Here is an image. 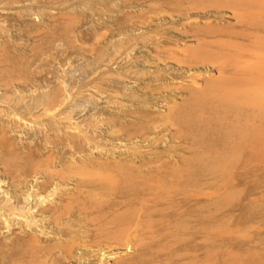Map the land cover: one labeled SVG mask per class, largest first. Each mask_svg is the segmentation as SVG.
Instances as JSON below:
<instances>
[{"label":"bare ground","instance_id":"6f19581e","mask_svg":"<svg viewBox=\"0 0 264 264\" xmlns=\"http://www.w3.org/2000/svg\"><path fill=\"white\" fill-rule=\"evenodd\" d=\"M24 1L0 0V9ZM157 1L159 26L152 24L151 5L141 11L142 21L133 17L128 26L142 27L137 34L154 55L140 58L149 67L162 63L161 73L145 82L151 68L126 70L124 76L143 81L128 93L104 88V82L119 83L118 76L97 80L90 88L117 107L99 110L83 124L65 108L72 96L62 76L51 88L44 69L48 80L39 83L51 89L34 95L35 79L43 75H34L35 82L28 71L39 50L30 51V59V45L24 50L0 43V264H172L180 256L170 251L172 240L188 239L184 254L195 247L207 253L198 235L222 243L221 214L208 218L205 212L197 220L193 206H223L227 196L237 195L239 144L251 143L245 157H264V0ZM65 3L37 0L35 12L27 7V14L9 17L17 24L23 16L37 22L47 16V28L68 29L74 18L62 23L58 14L44 12L61 11ZM2 16L5 35L12 26ZM33 21L13 26L21 36H36L41 26ZM152 29H162L156 44ZM59 64L57 72L64 67ZM158 103L163 110L154 109ZM21 128L40 135L33 145L9 136Z\"/></svg>","mask_w":264,"mask_h":264},{"label":"rangeland","instance_id":"374dc122","mask_svg":"<svg viewBox=\"0 0 264 264\" xmlns=\"http://www.w3.org/2000/svg\"><path fill=\"white\" fill-rule=\"evenodd\" d=\"M36 1L26 0V2L24 1V3H20L26 8L22 7L19 4L18 6L20 8L16 6L13 10H10L11 8L5 9V11H3L4 9H0V14L7 15V16H4L3 19H5V17L6 18L8 17L9 18V20L7 19L8 24H9L8 26L9 27L12 26L10 27L11 28L10 30L8 29L9 31L7 30L8 33L6 32L5 35L4 33L0 34V38H2L0 39L1 41L0 43L7 41V44L9 45L10 44H20L21 47L22 46L24 47V50H25L24 45H26V50L29 49L30 47V49L27 50L29 53L25 51L27 55L28 54L30 55L31 53H33L31 55H34L35 50L40 51V52L38 51V53L35 52L36 56L35 57L33 56L34 58L37 59V61L33 60L31 55L29 57L30 59H32L31 63H30L29 58H27V61H25L27 64L30 63L33 65V67H31V69L28 71L29 69L28 67H30L31 65L29 64L28 66L26 64V67L28 66L26 68L27 71L28 72L31 71V75L34 73L32 75L33 78L31 77V75H28V73H26L27 71H25L24 74H27V76L30 77L28 79L31 80L32 78V81L36 77H40L43 75L42 77L35 79L38 83H39L38 79H40V83H41L45 79L49 78L50 81H47V83L50 85L51 88L54 86V82L57 81L55 77L57 78V76H62L64 78L63 85L66 86V87L63 86V88H65L64 91L65 92L67 91L66 94L69 93V95L72 96L69 102L67 101L65 108L67 112L69 111L74 112L72 113V115L74 116V118L76 117L75 120L77 122L82 121L81 124H83L84 123L83 121L89 119L93 114H96V112L98 113L99 110L101 111H104L106 109L113 110L117 107V105L108 103L110 99L109 98L106 99V95L99 98L93 92L94 90L91 89L90 86L94 82H98L102 78H108V77L109 78L111 77V79H115L118 76V79L121 82V84L118 81V79H116L119 83L114 84V83L109 82L107 83L108 85L107 84L105 85V82H104V88L106 87L105 89H108V90L111 89V91L119 90L123 92V89L125 87V90L128 93L132 89L133 90L136 89V91L139 90L143 86L142 80H144L145 82L151 81L149 80V79H153V75L151 73L154 74V71L158 73V71L163 68L162 63H158V62H155L154 66L151 65L152 67L146 66L148 64H146L144 60H142L144 57L143 58H140V57L146 56L149 51L151 52L150 55L153 56L154 53L150 49L152 45L151 47L149 46V48L143 47L142 37L139 36L141 35L140 32L143 31V29H141L142 27L139 28V30L135 31V30H131L132 28L130 29V26H128V21L132 22V19L134 18L138 20V22H140L139 20L142 21L143 14L141 13L143 11L145 12V10L148 11L149 9L151 11L150 13L151 18L153 19L155 17L153 20L154 22H152V24L156 23L157 22L155 20L157 18L156 12L158 11L157 4H160L161 3L160 1H157V0H69L68 2V0H66L68 4L65 3L67 5V6L65 5L66 7L65 9L61 11L46 9L44 12L46 14L51 13L54 16L55 15L57 16L58 14L62 23L69 22V16H70V18L75 19L73 22L75 23L74 24L75 26H77L79 22L77 28H75V26L73 25H72L73 27L71 26H69V28L67 27L68 29H64V28L62 29L60 27H57L59 29H57L56 27H54L55 29L53 27L47 28L46 24L48 25V22H46L47 19L44 18L47 16H44V14H43L44 16L43 18L39 17L40 22H37L36 21L37 19L36 20L34 19L33 21L34 16L30 18V16L27 15L29 18L27 16H23V18H21V21L25 20L27 23H30L31 21H33L35 25L40 24L41 28L38 32L32 33V34H35L36 36H31V34L27 36L26 33H25L26 35L24 34V36H21L23 33H21L20 35L19 30H17L13 25H17L16 27L19 28L20 25L21 27H23L26 24V22H24V25L21 24L23 23V21L22 22L17 21V24L16 23L13 24L12 22H15V21L11 22L10 19L12 16L13 17L18 16L20 12L27 14L23 10L30 9L33 12H35L37 10ZM29 3H31V5ZM149 5H151L152 8L149 7L148 9L147 6ZM27 7H29V9ZM18 11L20 12L18 13ZM222 14L225 17H229L227 18L228 22L229 21L231 23L234 22L233 19H231V16L228 11L223 12ZM2 15H0L1 17L0 20H2V17H3ZM9 15H12V16L9 17ZM59 17H56V18L59 20ZM62 17L64 20L66 19V21L62 20ZM128 17H130L131 20L130 19L128 20ZM116 19L118 20L119 25L118 23L115 24L117 22ZM71 20L73 21V19ZM71 20H70V23H72ZM7 21L5 23H7ZM76 21L78 22L76 23ZM131 22H130V25H131ZM34 23H31V24H34ZM113 23L115 24V27L117 28L111 25ZM136 24H137V21H136ZM42 25H45V27L48 30L45 29V27H43ZM154 25L156 27L159 26L157 23ZM8 26H6L5 28L7 29ZM42 29L44 31L41 33ZM155 29L154 30L152 29V31H156L157 33L155 32L153 33L150 31V36L152 34H154L152 36H155V37H151L150 42L154 41L152 42L153 44L155 43L157 39L162 37L160 34L162 32V29H160L161 31H157L159 29L157 30ZM130 30L136 35H138L137 34L138 32L139 35L135 36ZM155 34L156 35L158 34L159 37H156ZM13 40H16V41H13ZM113 40H116V41L112 42ZM33 44H35L34 46H36V48L33 46ZM39 44H41L40 49L37 48L39 47L37 46ZM28 45L30 46L28 47ZM41 47L44 49V52L43 51L42 52L46 56L42 54ZM32 48L33 49L35 48L34 51L31 50ZM37 54H39V59L40 60L42 59L41 62H39ZM44 56L47 59V61L44 58ZM59 63H61L62 67L64 66L63 68H61L63 70L62 72L60 71L61 70L60 68H59V72H57L58 66L60 65ZM155 64L157 66H155ZM171 64L173 66V63ZM40 67L41 68L43 67L42 68L43 70L47 69L46 72L50 74V75L46 74L47 78L44 75L45 70L42 71ZM148 67L151 69H149ZM145 68L149 69L150 71L153 70V72H150V74H148V76H145V77H143L144 76L143 75L142 78L144 79L140 81L136 80V78L134 79V77L131 78V77L124 76V73L128 69H131L133 71L138 70V72H140V70L144 71ZM34 75L36 76L35 78H34ZM120 76L122 77V81L120 80ZM41 79L43 80L41 81ZM35 82H33V84H35ZM40 83L39 85L37 84L38 88L35 84V88L39 90V91L34 92L35 96L38 95L40 92L41 93L44 91L46 92L48 91V89L49 90L51 89L49 85L45 82H43L42 84L45 87L47 84V88H44L42 84H41L42 87H40L41 86ZM72 85H73V88H72ZM27 89L29 90L30 88L27 87L26 90ZM36 89H34V91ZM26 90L25 91L23 90L24 91L23 95H26V96H28V94L31 95V93H28V90L27 91ZM143 92L145 91L143 90ZM1 93L2 91L0 92V94ZM140 93H141V90H140ZM27 99L29 100V98ZM125 102L126 101H124V103ZM130 104L131 103L129 102L127 103V105H130ZM161 104L162 103H158L157 106H154V109L163 110L161 109ZM27 129L28 128L26 129L21 128L19 130L20 131L19 133H10L9 136L13 137L14 135L13 138H15L16 142H18L19 144L25 143V144L33 145L37 141L40 135H37L34 128H32V130H29V129L27 130ZM250 144L251 143L246 142V143H241L238 145V153H237L238 154V189H237L238 193L237 195L235 197H232L231 195H229V197L227 196L226 199L224 200L223 206H207V207L206 206H193V209L195 210V212H197L198 217L199 215L203 216V213L205 214V212L207 214V217L208 215H210L211 217L212 215H214V213H217L216 215L221 214L222 224L218 228V231H220L223 234L222 239H221L222 243L219 246L217 245L218 242L213 240L214 239L213 236L215 234L214 232H212V234L213 233L214 234L212 236L213 239H211L213 240V242H211V240L209 239L210 241L208 243H207V240H205L203 237L198 235L200 237V240L198 237L195 242H198V240L201 241L200 243L201 245H199L200 248L203 245L206 247L208 246L207 253H205L202 248L199 249L198 247H195L194 250L196 252L193 251L195 253L190 252L188 254L187 253L184 254L183 248H185V246L187 245L188 239H185L182 241L177 240L176 242L172 240L168 243V245L172 247V248L170 247V249L172 250L168 249V251L169 250L174 251L176 249L178 251L177 252L178 256L180 255L178 258L175 257V259H173L172 264H183V263L184 264H187V263L188 264H193V263L194 264H264V157L263 156L261 158L245 157L244 154L242 153L249 151L251 149L252 146ZM195 212L194 214H196ZM201 216L199 218L196 216L197 220L201 219ZM214 224L215 223H211L210 227H215ZM0 238H3L2 234H0ZM215 247L217 249H215ZM179 248L180 249L182 248L181 252ZM197 249H199V251ZM181 253H182V258H181ZM191 253H193L192 256H191ZM188 256H189V259H188ZM194 259L195 260L197 259L198 262L195 261Z\"/></svg>","mask_w":264,"mask_h":264}]
</instances>
